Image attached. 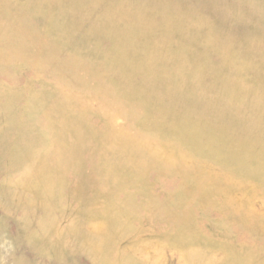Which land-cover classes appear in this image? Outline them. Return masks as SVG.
Masks as SVG:
<instances>
[{
  "label": "rangeland",
  "instance_id": "obj_1",
  "mask_svg": "<svg viewBox=\"0 0 264 264\" xmlns=\"http://www.w3.org/2000/svg\"><path fill=\"white\" fill-rule=\"evenodd\" d=\"M3 264H264V0H0Z\"/></svg>",
  "mask_w": 264,
  "mask_h": 264
},
{
  "label": "clouds",
  "instance_id": "obj_2",
  "mask_svg": "<svg viewBox=\"0 0 264 264\" xmlns=\"http://www.w3.org/2000/svg\"><path fill=\"white\" fill-rule=\"evenodd\" d=\"M0 248L4 249V251H9V248H8V245L5 243V244H0ZM0 264H3V261L0 260Z\"/></svg>",
  "mask_w": 264,
  "mask_h": 264
}]
</instances>
